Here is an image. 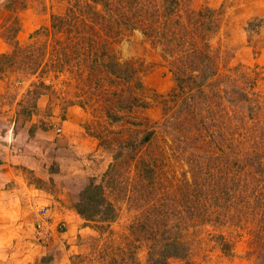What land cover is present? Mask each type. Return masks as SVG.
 I'll return each instance as SVG.
<instances>
[{"label": "rangeland", "instance_id": "rangeland-1", "mask_svg": "<svg viewBox=\"0 0 264 264\" xmlns=\"http://www.w3.org/2000/svg\"><path fill=\"white\" fill-rule=\"evenodd\" d=\"M165 4L0 0V264L259 262L264 0Z\"/></svg>", "mask_w": 264, "mask_h": 264}, {"label": "trees", "instance_id": "trees-1", "mask_svg": "<svg viewBox=\"0 0 264 264\" xmlns=\"http://www.w3.org/2000/svg\"><path fill=\"white\" fill-rule=\"evenodd\" d=\"M137 1H141V0H137ZM162 1H165L166 2V4L164 5V7H165V9H167L166 11L168 12L171 8H172V6L170 5V4H177L178 3V0H162ZM142 6L140 5V7L138 6V18H139V20H140V18H143L144 19V22L146 21L147 23H151L152 25H153V23H154V21L152 20V22H151V19H148V17H143L144 15H142L143 14V10H142ZM169 21H170V17H169V19H168V13H167V15H165V18H163V25L165 26H167L168 25V23H169ZM145 22V23H146ZM173 23V22H172ZM126 24H127V26H129V25H131V28H132V26H135V24H133V23H129V22H126ZM186 32H188L187 34L190 36H193V33L192 32H189V30H185ZM183 32V34H182V36H181V38L183 39L179 44L180 45H182V48H183V53L185 54L186 53V50H185V48L187 47V46H189V44L191 45L190 47H192L191 48V51L190 52H192V51H197L198 50V47L197 46H195L194 45V42L192 41L191 43H189V41L187 42V40H185V35H186V32ZM189 48V47H188ZM197 52H199V51H197ZM190 56V55H189ZM93 60H95V58H93ZM180 60H182L183 61V58L182 57H180ZM92 63L93 64H96V61H92ZM92 64V65H93ZM114 67H116L115 69H114ZM105 70H107L109 73H112V74H117V76L118 75H120L121 77H123V78H126V79H129L130 77H131V71H130V68L127 66V65H124V64H121V63H118V62H114V61H111V62H106L105 63ZM188 80V78H186V81ZM111 112H113L111 109H108L107 110V115L109 116V118L111 119V120H118V118H119V116L120 115H117L116 113H111ZM150 136H151V132H148L145 136H144V139H146V140H148L149 138H150ZM256 165V168H257V170H258V168H260V164H259V160L258 159H256L255 161H254V166ZM255 168V169H256ZM95 183L94 182H90V187H89V185L86 187V188H84V189H89V188H91V187H95L96 189H97V191H96V193L99 195V198H101V205H99V207L97 206V208L99 209V211H100V209L102 208V210L100 211V216L102 217V216H106L105 214L106 213H108V212H110V214L111 215H114L115 214V209L114 208H112V204H111V202H109L108 201V199L107 198H105L104 197V195L102 194L103 193V189H102V185H94ZM77 209V212L81 215V216H84V213H83V211L78 207V208H76ZM85 218H87V217H85ZM172 242H176V241H172ZM177 244V243H176ZM259 262L257 263V264H264V253H261V255H259ZM164 263V262H163Z\"/></svg>", "mask_w": 264, "mask_h": 264}, {"label": "crops", "instance_id": "crops-1", "mask_svg": "<svg viewBox=\"0 0 264 264\" xmlns=\"http://www.w3.org/2000/svg\"><path fill=\"white\" fill-rule=\"evenodd\" d=\"M11 158H15V160L17 159V155L16 154H14V153H11V157L10 156H7V161H11ZM24 161L25 162H29V160L28 159H24L23 161H21L22 162V164H25L24 163ZM12 162V161H11ZM37 168V164L35 163V162H33L32 163V165H31V168ZM3 168V169H2ZM0 170H4V177L2 178V180L3 181H5V182H9L11 179H12V174H11V170H13V165L11 166L10 165V163H1L0 164Z\"/></svg>", "mask_w": 264, "mask_h": 264}, {"label": "built area", "instance_id": "built-area-1", "mask_svg": "<svg viewBox=\"0 0 264 264\" xmlns=\"http://www.w3.org/2000/svg\"><path fill=\"white\" fill-rule=\"evenodd\" d=\"M42 210V212H43V208H40V211ZM41 224V223H40ZM39 223H37V226L40 228L41 227V225H40Z\"/></svg>", "mask_w": 264, "mask_h": 264}]
</instances>
